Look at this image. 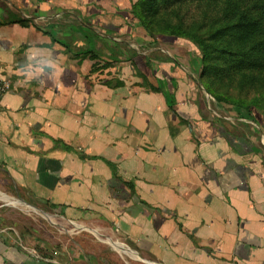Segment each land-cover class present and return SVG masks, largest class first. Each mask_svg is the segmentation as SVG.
<instances>
[{
  "label": "crops",
  "instance_id": "obj_1",
  "mask_svg": "<svg viewBox=\"0 0 264 264\" xmlns=\"http://www.w3.org/2000/svg\"><path fill=\"white\" fill-rule=\"evenodd\" d=\"M135 1L0 0V166L66 220L109 224L142 264H264L256 123L208 116L199 52L148 35ZM18 246L0 238V264L111 261Z\"/></svg>",
  "mask_w": 264,
  "mask_h": 264
},
{
  "label": "trees",
  "instance_id": "obj_2",
  "mask_svg": "<svg viewBox=\"0 0 264 264\" xmlns=\"http://www.w3.org/2000/svg\"><path fill=\"white\" fill-rule=\"evenodd\" d=\"M130 13L151 37L197 47L198 79L213 99L264 117V0H138Z\"/></svg>",
  "mask_w": 264,
  "mask_h": 264
},
{
  "label": "rangeland",
  "instance_id": "obj_3",
  "mask_svg": "<svg viewBox=\"0 0 264 264\" xmlns=\"http://www.w3.org/2000/svg\"><path fill=\"white\" fill-rule=\"evenodd\" d=\"M132 17L134 18L133 15ZM153 38H162L163 40L171 38L169 39L171 41L168 42L172 45L177 42L175 40L177 38L171 36H156ZM181 40L183 54H188L187 56H190L192 60L198 59L200 55L198 56L199 50L197 47L186 39ZM189 75L199 87V95L204 102L203 109L208 113V116L217 120L222 126H225L226 120L221 116H228L232 112H236V115L247 121L251 120L250 118L255 121L257 151L259 154L262 153L264 159V117L261 112L256 108L246 109L216 101L200 84L197 74L190 73ZM213 112L221 115L215 117ZM242 124H245L244 121H242ZM15 190H17V193H15ZM28 196L29 193L27 194L24 188L17 186V183L15 185L9 169L1 165L0 238L13 241L15 244H19V249L29 254L33 253L38 257L46 255L59 256L67 253H85L86 255L94 253L111 259V261H103L102 264H142L133 256L119 251L123 250L119 243H125V241L113 231L109 224L104 223V225L99 226L101 223L95 221H68L61 217L58 212L51 210L50 206L44 204L42 200L32 199ZM72 242H77L78 245ZM112 242L119 250L110 245Z\"/></svg>",
  "mask_w": 264,
  "mask_h": 264
},
{
  "label": "built area",
  "instance_id": "obj_4",
  "mask_svg": "<svg viewBox=\"0 0 264 264\" xmlns=\"http://www.w3.org/2000/svg\"><path fill=\"white\" fill-rule=\"evenodd\" d=\"M10 88L9 82L7 80L0 78V103L4 93Z\"/></svg>",
  "mask_w": 264,
  "mask_h": 264
}]
</instances>
